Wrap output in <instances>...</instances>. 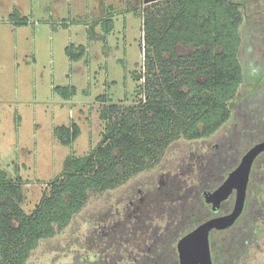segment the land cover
Here are the masks:
<instances>
[{"label":"trees","instance_id":"trees-1","mask_svg":"<svg viewBox=\"0 0 264 264\" xmlns=\"http://www.w3.org/2000/svg\"><path fill=\"white\" fill-rule=\"evenodd\" d=\"M143 4L140 52L147 66L131 72L135 82L142 81L134 88L140 99L121 105L107 93L96 97L105 101L99 114L105 122L101 138L87 154L66 156L63 170L47 183L31 212L21 206L22 178H7L0 170V264H24L41 241L73 220L91 195L116 189L145 172L151 174L141 188L133 185L127 199L97 213L78 262L179 264L178 239L213 215L204 192L217 188L242 155L264 140V97L256 92L264 86V0ZM111 17L99 20L104 34L113 30ZM9 18L16 26L27 23L18 11ZM96 23L87 27L89 38ZM86 52L83 44L65 47L69 60H79ZM53 89L65 100L76 92L73 85ZM53 132L69 145L80 129L71 122ZM218 132L208 150L164 163L172 142L209 140ZM261 156L251 166L250 193L264 180ZM232 200L222 204L221 212L230 210ZM248 201L250 206L227 235L215 242L210 237L218 264H227L228 254L237 261L246 244L256 241L253 227L260 210L253 199Z\"/></svg>","mask_w":264,"mask_h":264},{"label":"rangeland","instance_id":"rangeland-1","mask_svg":"<svg viewBox=\"0 0 264 264\" xmlns=\"http://www.w3.org/2000/svg\"><path fill=\"white\" fill-rule=\"evenodd\" d=\"M142 1L0 0V170L7 178H22L25 212L32 211L47 183L63 170L66 156H83L98 143L105 128L99 118L105 101L97 100L98 95L107 93L121 105L140 99L134 88L142 81L135 82L131 72H143L147 66L140 52ZM133 7L138 13L131 11ZM13 11L27 17V23L13 25ZM107 15H112L114 26L104 34L99 20ZM96 19L94 37L89 38L87 27ZM70 44L85 45V56L69 60L65 47ZM58 85H73L76 92L65 100L53 89ZM256 92L264 97V86ZM71 122L78 124L80 133L64 145L53 130ZM219 135L172 142L163 161L170 165L192 151H206ZM150 174L91 195L73 220L41 241L24 264H80L81 243L97 213L127 199L131 187L141 188Z\"/></svg>","mask_w":264,"mask_h":264},{"label":"water","instance_id":"water-1","mask_svg":"<svg viewBox=\"0 0 264 264\" xmlns=\"http://www.w3.org/2000/svg\"><path fill=\"white\" fill-rule=\"evenodd\" d=\"M264 151V140L256 142L241 157L223 182L214 190L204 192V199L216 211L221 201L235 190L232 210L224 215L211 217L181 236L177 243L179 264H213L210 253L209 233L213 228L230 226L243 210L249 174L254 159Z\"/></svg>","mask_w":264,"mask_h":264},{"label":"flooded vegetation","instance_id":"flooded-vegetation-1","mask_svg":"<svg viewBox=\"0 0 264 264\" xmlns=\"http://www.w3.org/2000/svg\"><path fill=\"white\" fill-rule=\"evenodd\" d=\"M151 1H153V0H143L142 3H149ZM142 5H144V4H142ZM263 153H264V151L261 152L259 155H261ZM251 190H252V193L249 192V188H248V184H247L243 210L240 213V215L235 219V221L230 226L223 228V229L213 228L210 230V233H209V245H210V241H211L210 237L213 238L212 242H215L214 239H216L218 236H221L224 234L227 235L230 232V230L232 228H234L239 223L238 219L240 218V216L242 215V213L246 209V205H247V208H248V206H250V202L248 201L249 199H253L256 202V204L260 210L258 212V218H256L257 225H255V227H253V231L255 232V234H257L256 241L246 244L247 245L246 252L243 255L239 256L237 261L232 260L231 255L228 254L229 262L227 260V262H226L227 264H264V180L257 181L255 189L251 188ZM230 197L233 198L230 210L227 212H221L222 204L225 201H227ZM234 200H235V190H233V192L228 196V198L226 200L221 201V203H220L219 207L216 209V211L212 210V204H210L211 210L213 212L212 217L220 216V215H224V214L229 213L233 208ZM212 233L217 234L218 236L214 235L212 237ZM210 253H211L212 263L218 264V261L214 260V258H213L211 248H210Z\"/></svg>","mask_w":264,"mask_h":264},{"label":"crops","instance_id":"crops-1","mask_svg":"<svg viewBox=\"0 0 264 264\" xmlns=\"http://www.w3.org/2000/svg\"><path fill=\"white\" fill-rule=\"evenodd\" d=\"M63 23H64V24H63ZM63 23H62L63 25H66V24H67L66 22H63ZM71 97H72V96H71ZM69 99H70V98H69ZM69 99H67V100H69Z\"/></svg>","mask_w":264,"mask_h":264}]
</instances>
